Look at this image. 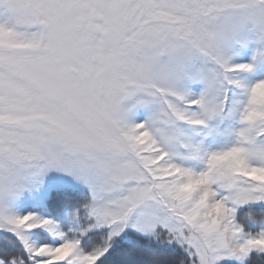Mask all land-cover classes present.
<instances>
[{"label":"snow or ice","instance_id":"snow-or-ice-1","mask_svg":"<svg viewBox=\"0 0 264 264\" xmlns=\"http://www.w3.org/2000/svg\"><path fill=\"white\" fill-rule=\"evenodd\" d=\"M0 264H264V0H0Z\"/></svg>","mask_w":264,"mask_h":264}]
</instances>
